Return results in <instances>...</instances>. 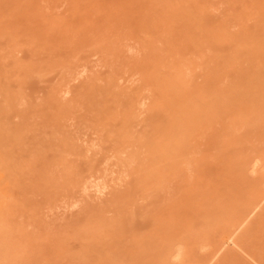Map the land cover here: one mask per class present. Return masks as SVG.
Here are the masks:
<instances>
[{
    "label": "rangeland",
    "instance_id": "rangeland-1",
    "mask_svg": "<svg viewBox=\"0 0 264 264\" xmlns=\"http://www.w3.org/2000/svg\"><path fill=\"white\" fill-rule=\"evenodd\" d=\"M0 264H264V0H0Z\"/></svg>",
    "mask_w": 264,
    "mask_h": 264
},
{
    "label": "bare ground",
    "instance_id": "bare-ground-1",
    "mask_svg": "<svg viewBox=\"0 0 264 264\" xmlns=\"http://www.w3.org/2000/svg\"><path fill=\"white\" fill-rule=\"evenodd\" d=\"M96 192H97V190H96Z\"/></svg>",
    "mask_w": 264,
    "mask_h": 264
}]
</instances>
